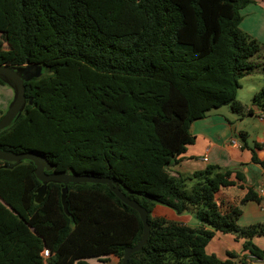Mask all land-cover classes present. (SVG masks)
Instances as JSON below:
<instances>
[{
    "label": "trees",
    "instance_id": "obj_1",
    "mask_svg": "<svg viewBox=\"0 0 264 264\" xmlns=\"http://www.w3.org/2000/svg\"><path fill=\"white\" fill-rule=\"evenodd\" d=\"M246 2L0 0V66L42 68L23 83L24 108L0 131V150L40 154L57 174L113 179L148 213L147 243L128 264H235L231 253L207 254L216 233L264 259L252 243L264 225L239 227L241 210L217 199L234 185L231 172L209 166L184 178L168 169L194 143L192 123L223 106L241 114L239 81L264 73V44L238 27ZM252 105L264 112V87ZM255 149L252 162L264 168ZM7 165L0 161V264H120L140 240L138 214L106 185H68L65 212L63 185L47 184L38 203L34 164ZM250 201L260 198L249 188L242 204ZM155 206L192 213L199 225L152 217Z\"/></svg>",
    "mask_w": 264,
    "mask_h": 264
},
{
    "label": "crops",
    "instance_id": "obj_2",
    "mask_svg": "<svg viewBox=\"0 0 264 264\" xmlns=\"http://www.w3.org/2000/svg\"><path fill=\"white\" fill-rule=\"evenodd\" d=\"M238 27L258 43L264 44V0H247L240 10ZM239 84L236 98L244 106L243 112L235 114L228 106L227 111H221V107L214 113L210 112L204 119L193 122L190 132L194 137V143L178 158L179 162L171 164L168 169L171 176L184 178L209 166L231 172L230 180L234 185L222 189L217 194V199L227 205L238 207L241 215L237 224L239 227H248L255 224L264 225V197L260 196V188L264 184V168L252 162L251 152L255 145H259V149H255L254 153L259 161L264 162V115H261L260 109L252 105L253 95L264 87V74L254 72L241 79ZM12 99V89L0 85V116L1 113H5ZM249 110H252L250 115L247 114ZM241 135L244 140L241 139ZM231 140H235L240 148L230 145ZM205 155L207 162L202 160ZM236 175L240 179L237 180ZM249 188L258 195L260 201L242 204ZM153 215L191 228L199 225L194 214L177 215L161 206L155 207ZM252 243L264 249V237H255ZM242 244V239H236L231 234L216 233L208 243L206 252L220 260L229 259L227 254L231 253L235 257L232 258L235 264H264V259L257 260L243 252ZM113 259L112 264H117L118 260L114 257Z\"/></svg>",
    "mask_w": 264,
    "mask_h": 264
},
{
    "label": "water",
    "instance_id": "obj_3",
    "mask_svg": "<svg viewBox=\"0 0 264 264\" xmlns=\"http://www.w3.org/2000/svg\"><path fill=\"white\" fill-rule=\"evenodd\" d=\"M42 68L39 65H26L17 68H8L6 66H0V80L4 82L13 91V99L8 105L7 110L0 119V131L7 128L12 121L20 115L25 105L24 96V82L32 79H37L41 76ZM255 108V107H254ZM0 161L8 163L6 168L11 169L18 165L22 161H30L34 164V175L36 179L41 183V187L36 192V202H40L44 192L46 191V185L49 183L63 185L61 201L66 212L65 197L67 193L68 185L78 184H99L106 185L111 193L123 203L125 206L134 210L143 225L142 235L140 240L132 247H126L123 252V258L120 264H128L129 257L142 250L146 245L150 226L147 222V211L141 207L136 201L131 200L127 195L123 194L119 190V186L113 179L108 177H98L91 175H75L61 173L57 174L52 172V165L48 163L45 157L33 152L26 153H9L0 150Z\"/></svg>",
    "mask_w": 264,
    "mask_h": 264
},
{
    "label": "rangeland",
    "instance_id": "obj_4",
    "mask_svg": "<svg viewBox=\"0 0 264 264\" xmlns=\"http://www.w3.org/2000/svg\"><path fill=\"white\" fill-rule=\"evenodd\" d=\"M260 57H261V55H260ZM258 62H260V65H261V63L263 62V60L260 59V60H258ZM258 72H261L260 69H259ZM263 74H264V73H263ZM222 110H226V111H227V106H223L222 109H221V111H222ZM214 111H216V110H212L211 112L214 113ZM209 113H210V112H209ZM209 113H208V114H209ZM208 114H207V115H208ZM192 185H193V182H192V181H188V182H187V188H186V189H187V190H190V188L192 187ZM155 207H156V206H155ZM155 207L153 208V210L155 209ZM161 207H162V206H161ZM153 210H152V212H153ZM151 215H152V214H151ZM153 216H154V215H153ZM153 216H152V217H153ZM154 217H155V216H154ZM156 217H158V216H156ZM156 217H155V218H156ZM224 238L227 239V236H225ZM112 260H114L113 257H109V258H108V262H109V264H112ZM86 262H87L88 264H96V263H97V260H96V259H88V260H86Z\"/></svg>",
    "mask_w": 264,
    "mask_h": 264
},
{
    "label": "built area",
    "instance_id": "obj_5",
    "mask_svg": "<svg viewBox=\"0 0 264 264\" xmlns=\"http://www.w3.org/2000/svg\"><path fill=\"white\" fill-rule=\"evenodd\" d=\"M261 115H264V112H262ZM230 145L234 146V147H237V148H240L239 144L235 141V140H231L230 141ZM204 162H207V156L205 155L202 159ZM260 196L264 197V184L262 185V187L260 188ZM43 257H48V251L47 250H44L43 252Z\"/></svg>",
    "mask_w": 264,
    "mask_h": 264
}]
</instances>
